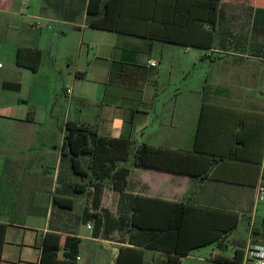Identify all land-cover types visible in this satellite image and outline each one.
Instances as JSON below:
<instances>
[{"label": "crops", "instance_id": "crops-1", "mask_svg": "<svg viewBox=\"0 0 264 264\" xmlns=\"http://www.w3.org/2000/svg\"><path fill=\"white\" fill-rule=\"evenodd\" d=\"M127 4L120 15L116 8L114 20L120 19L128 30H117L89 24V0H0V119L15 121L0 124V164L9 155L3 148L11 138L18 146L17 164H43L51 157L65 162L64 172L59 168L53 173L18 174L32 196L45 189L54 193L52 217L33 226L35 239L24 237L18 255L7 249L9 226H27L1 216L10 171L0 168V222L7 223L0 264H40L48 230L61 233L62 242L66 234L81 237L77 264H91L97 255L92 251V258H83V238L110 248L116 264L120 247L129 244L132 232L123 226L122 217L131 213L136 194L235 211L239 222L246 215L247 237L230 238L238 222L225 245L209 243L220 249L233 245L230 257L218 252L212 258L215 262L240 264L232 260L237 246L244 247L245 255L251 245L264 244V216H258L264 194L260 198L257 193V185L264 183V54L260 53L264 0H129ZM165 35L188 37V42L158 38ZM21 46L42 50L38 69L19 64ZM190 47L200 48L201 58L209 59L213 68L203 88L194 93H187L181 84ZM151 58L157 64H151ZM58 98L66 103L62 122L50 123L57 117L53 103ZM69 119L91 125L99 135L130 138L134 147L147 142L193 149L197 144L203 154L200 168L209 161V170L199 176L132 162L124 197L106 178L96 205L95 185L88 175L74 170L72 155L64 147ZM48 145L51 148H45ZM34 147L43 149L24 151ZM75 193H86V200H76ZM34 206L33 211L42 210L41 205ZM104 207L114 221L108 232L105 221L97 227ZM88 221L93 227L87 226ZM80 222L89 233L78 229ZM193 249L180 264H188ZM168 256L166 250L146 248L143 264H167ZM210 260L199 256L191 264Z\"/></svg>", "mask_w": 264, "mask_h": 264}, {"label": "trees", "instance_id": "trees-1", "mask_svg": "<svg viewBox=\"0 0 264 264\" xmlns=\"http://www.w3.org/2000/svg\"><path fill=\"white\" fill-rule=\"evenodd\" d=\"M128 1L89 0V24L128 30L122 26L120 19L114 20L116 8L120 15L122 9L128 8ZM259 12L256 11L255 19L258 18ZM158 38L188 42V37L165 35ZM260 53L263 55L264 49ZM41 59L42 50L39 48L21 46L18 49L19 64L36 70ZM205 106L203 104V108ZM66 127L64 147L72 155L74 170L83 176L88 175L91 183L95 185L92 194L96 205L100 203L102 181L106 178L112 180L113 186L122 192L121 198L124 197L130 167L120 164V161L129 159L132 152L133 164L136 166H151L199 176L207 174L209 170V161L206 168H200L203 154L197 144L193 149H175L147 142H141L134 147L130 138L99 135L94 127L77 120H67ZM82 156L88 158L86 165L82 162ZM78 189L83 190L85 187ZM102 212L101 216L96 218L97 227L105 221L108 232L113 228L114 221L108 208L104 207ZM122 219L123 226H128L132 232L129 244L120 247L116 264H143L146 248L166 250L169 252L167 264H180L182 256L193 248L213 242L220 247L225 245L229 231L239 222V214L235 211L199 205L190 200L174 201L136 194L133 196L131 213L123 215ZM6 228L7 223L0 222V263ZM61 238L62 234L53 230L45 233L40 264H77L81 237L66 234L63 242ZM244 252V247L237 246L232 260L241 263ZM222 259L219 257V260Z\"/></svg>", "mask_w": 264, "mask_h": 264}, {"label": "rangeland", "instance_id": "rangeland-1", "mask_svg": "<svg viewBox=\"0 0 264 264\" xmlns=\"http://www.w3.org/2000/svg\"><path fill=\"white\" fill-rule=\"evenodd\" d=\"M33 5V4H32ZM39 6V3H36L35 7ZM29 7V6H28ZM178 47V45H176ZM182 47V46H180ZM184 50V48L182 47ZM189 54H186V71L184 73V78L181 84L185 87V91L187 93H194L196 90H201L203 85L206 83L208 78L212 74V64H210L209 59H202V50L200 48L190 47ZM174 72L176 73V68H174ZM34 81V80H33ZM31 81V82H33ZM31 86L30 83H27V89ZM54 85H52L53 87ZM31 102H35L34 97L31 98ZM66 103L65 100L57 99L55 103H53V107L56 108L57 117L52 118L50 123L61 124V113L65 109ZM76 109V105L73 103L72 112ZM13 120H2L0 119V124H14ZM12 135L13 133H9ZM50 146V147H49ZM51 148V145L48 147ZM4 150L9 152V155H6V159L4 164H0V168L8 169L10 171V176L7 180L9 183V193L5 197H1L6 205L4 206V210L1 212V216L4 219L16 221L18 223L24 224L27 227L10 225L8 234L6 236V244L8 251H13L15 254H19L21 252V241L24 237L28 240H34L37 235V230L33 228L35 225H43L46 220H50L51 215V203L53 201V192L49 189L42 190L40 196H32L28 193V186H24V183L21 179H19V175L22 171L34 173L37 171H46L48 173H53L55 170L61 168L64 172L65 162H55V159L51 157L47 163L38 164H17L16 160L18 159L17 152L18 146L17 142L12 138L8 140L7 143L4 144ZM43 147H34L30 149H24L26 152L37 153L41 151ZM134 149V148H133ZM134 153L132 152L129 159L124 161V164L127 166H132ZM82 162L86 165L88 162L87 156L81 157ZM7 163V164H5ZM121 164V161H120ZM76 176V173H74ZM78 177V176H76ZM82 179V178H81ZM76 180V179H75ZM83 180V179H82ZM88 181V179H85ZM112 181V180H111ZM28 184V183H26ZM26 189V190H25ZM76 200H86V193H75ZM41 205V211L35 212L33 211L34 205ZM70 212V211H69ZM248 214V213H247ZM55 216V214L53 215ZM258 216H264V199L259 202V212ZM248 217L243 215L241 218L238 227L231 234L230 238H241L248 236ZM53 220V219H52ZM78 229L83 233H89V230L86 228L83 222L77 224ZM233 250V245L230 243L228 247L224 249H220L213 244L203 245L201 247L193 249L191 251V256L188 258L186 263L191 264L195 263L197 258L207 257L210 258V264H229V262H215L212 258H215L218 252L225 254L230 257L231 252ZM26 251V250H24ZM32 251H35L34 248ZM94 251L97 253L93 257L91 252ZM100 254V255H99ZM81 255L84 259L88 260V257H93L94 260H91V264H114L112 263V253L110 248H102L101 246L96 247L89 239L83 238V242L81 244ZM191 259V260H190ZM230 260V259H228ZM227 260V261H228Z\"/></svg>", "mask_w": 264, "mask_h": 264}, {"label": "built area", "instance_id": "built-area-1", "mask_svg": "<svg viewBox=\"0 0 264 264\" xmlns=\"http://www.w3.org/2000/svg\"><path fill=\"white\" fill-rule=\"evenodd\" d=\"M27 0H25V3ZM157 59L151 58V64H157ZM258 197H262L264 194V183L257 185ZM88 227H93V222H87ZM80 255L78 256V259ZM240 264H264V244H253L248 248L247 253L243 256V259Z\"/></svg>", "mask_w": 264, "mask_h": 264}]
</instances>
